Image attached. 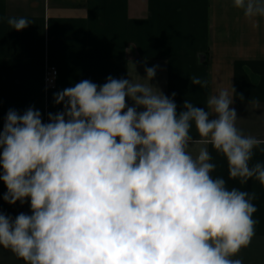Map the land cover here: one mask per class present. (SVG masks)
Segmentation results:
<instances>
[{"label": "clouds", "instance_id": "obj_1", "mask_svg": "<svg viewBox=\"0 0 264 264\" xmlns=\"http://www.w3.org/2000/svg\"><path fill=\"white\" fill-rule=\"evenodd\" d=\"M232 3L259 27L264 0ZM7 23L16 31L31 24ZM158 67L145 69V83L108 76L54 93L63 110L49 112L47 123L34 107L8 110L3 200L30 201L31 214L0 211V246L24 264H243L235 257L255 235L257 196L212 175L208 145L226 159L229 180L264 186V163H250L264 140L236 127L227 89L208 97L209 110L185 99L178 112L176 93L150 83ZM190 82L207 87L197 76Z\"/></svg>", "mask_w": 264, "mask_h": 264}, {"label": "crops", "instance_id": "obj_2", "mask_svg": "<svg viewBox=\"0 0 264 264\" xmlns=\"http://www.w3.org/2000/svg\"><path fill=\"white\" fill-rule=\"evenodd\" d=\"M8 17L31 24L16 31ZM256 20L254 29L232 0H0V130L9 109L23 113L34 107L47 123L49 112L63 110L54 93L84 79L102 85L108 76L145 83V69L158 65L150 83L167 96L176 93L178 112L185 99L209 110L208 97L227 89L236 127L264 140V18ZM49 68L59 73L51 91L44 82ZM192 76L207 87L192 85ZM191 135L199 138L194 125ZM200 147L189 151L195 157ZM208 150L217 165L214 177L227 180L229 189L256 193L255 235L235 258L264 264V186L255 178L245 185L229 180L226 159L211 145ZM257 162L264 163L259 148L250 163ZM6 192L0 180V211L13 218L31 214L30 201L10 205L3 200ZM0 264L24 261L0 246Z\"/></svg>", "mask_w": 264, "mask_h": 264}, {"label": "built area", "instance_id": "obj_3", "mask_svg": "<svg viewBox=\"0 0 264 264\" xmlns=\"http://www.w3.org/2000/svg\"><path fill=\"white\" fill-rule=\"evenodd\" d=\"M58 71L55 68H49L45 75V86L48 91L55 90L58 80Z\"/></svg>", "mask_w": 264, "mask_h": 264}]
</instances>
